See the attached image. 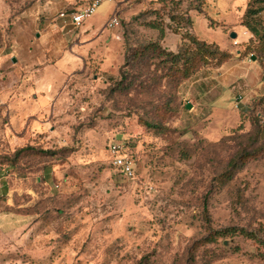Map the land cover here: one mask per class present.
I'll list each match as a JSON object with an SVG mask.
<instances>
[{"label":"rangeland","instance_id":"obj_1","mask_svg":"<svg viewBox=\"0 0 264 264\" xmlns=\"http://www.w3.org/2000/svg\"><path fill=\"white\" fill-rule=\"evenodd\" d=\"M126 1L114 65L92 63L68 81L44 129L22 133L28 113L0 97V264H264V245L241 234L264 243V1L206 0V17L178 34L170 17L186 15L188 0L166 8ZM58 3L0 0L8 68L16 41L35 39ZM242 27L253 34L248 42L239 40ZM187 33L230 58H210L184 77L171 57L143 51L157 43L178 54ZM113 142L135 179L113 166ZM233 161L244 165L233 170Z\"/></svg>","mask_w":264,"mask_h":264},{"label":"crops","instance_id":"obj_2","mask_svg":"<svg viewBox=\"0 0 264 264\" xmlns=\"http://www.w3.org/2000/svg\"><path fill=\"white\" fill-rule=\"evenodd\" d=\"M130 2L113 1L110 12L104 18L99 16L91 19L77 35H68L58 15L68 6L72 9L82 7L74 5L76 0H59L57 17L52 23L37 29L35 39L16 41L17 50L9 57V60L17 59L16 64L11 63L12 69L8 68L7 60L0 53V97L12 100V110L17 105L28 113L25 125L22 123L20 127L22 133H29L33 128L44 129L46 117H49L50 124L54 115L58 114L62 87L83 73L88 65L96 63L102 70L114 65L116 45L113 38H116L118 29H107V23L115 14L121 21V15H124L123 11ZM238 36L240 42H248L253 38V34L245 27H242ZM9 70L10 73L6 72Z\"/></svg>","mask_w":264,"mask_h":264},{"label":"trees","instance_id":"obj_3","mask_svg":"<svg viewBox=\"0 0 264 264\" xmlns=\"http://www.w3.org/2000/svg\"><path fill=\"white\" fill-rule=\"evenodd\" d=\"M186 0H157V2L162 5V8H166L168 3H172L175 5V7L181 6ZM263 2L264 0H259V2ZM206 0H188V10L186 15H183L181 17L171 16L170 21L175 25V31L174 32H182L183 30L187 31L190 27H193L194 25V19L196 17H206L204 14V7H206ZM67 10H72L67 9ZM261 9L257 10L254 14L259 13ZM157 15V11H154ZM181 21H185V25L181 23ZM249 28L248 25H245ZM148 28L152 30H158L160 32V38L163 39L165 35L164 29L157 25L156 23H149L147 25ZM178 34V33H177ZM184 40H188L190 45L186 46V49H184L182 52L178 54H172V53H166V51H163L161 47L157 43H150L144 48L145 53H151L154 56H157L160 58L161 56L164 57H171L170 61H165V59L162 62H167L171 65V69H175V72L181 71L184 77H187L190 75V73L195 69L196 65L199 63H206L208 59H218V64H221L222 62L228 60L230 57L225 54L221 53L216 47L213 45H208L205 42H201L192 36H190L189 33L184 35L182 37ZM259 50L264 53V45L259 47ZM190 55H187L189 54ZM186 54V55H185ZM262 148L256 149L255 151H248L245 150L240 157V161L246 160L248 158H252L257 156L259 152H261ZM244 165V162L238 163L237 161L231 162L230 166L234 170L236 168H241ZM231 174V171L229 172ZM232 179V175H230L228 180ZM242 235L247 236L249 239H254L257 241L260 245H264L263 241L259 240V238L256 235L246 233L245 231H241ZM215 236L217 234H212L208 238V243H213L215 240Z\"/></svg>","mask_w":264,"mask_h":264},{"label":"built area","instance_id":"obj_4","mask_svg":"<svg viewBox=\"0 0 264 264\" xmlns=\"http://www.w3.org/2000/svg\"><path fill=\"white\" fill-rule=\"evenodd\" d=\"M113 0H91V2L82 8L64 10L58 18L63 21L68 35H77L81 28L96 14L101 5L112 2ZM121 25L118 15H113L107 23V29L115 30ZM2 101L0 99V106ZM110 154L112 155L113 166L128 180L135 179V167L133 161L125 155V151L119 143L109 145Z\"/></svg>","mask_w":264,"mask_h":264},{"label":"water","instance_id":"obj_5","mask_svg":"<svg viewBox=\"0 0 264 264\" xmlns=\"http://www.w3.org/2000/svg\"><path fill=\"white\" fill-rule=\"evenodd\" d=\"M232 39H236L237 38V34L236 33H231V36H230ZM13 63H17V59L14 58L13 59ZM192 108V106L190 104L187 105V109L190 110Z\"/></svg>","mask_w":264,"mask_h":264}]
</instances>
